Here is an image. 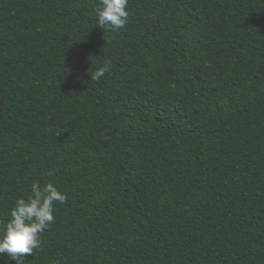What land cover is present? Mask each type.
Segmentation results:
<instances>
[{
  "label": "trees",
  "instance_id": "16d2710c",
  "mask_svg": "<svg viewBox=\"0 0 264 264\" xmlns=\"http://www.w3.org/2000/svg\"><path fill=\"white\" fill-rule=\"evenodd\" d=\"M97 6L0 0V224L67 195L24 264H264V0Z\"/></svg>",
  "mask_w": 264,
  "mask_h": 264
},
{
  "label": "clouds",
  "instance_id": "9594fccd",
  "mask_svg": "<svg viewBox=\"0 0 264 264\" xmlns=\"http://www.w3.org/2000/svg\"><path fill=\"white\" fill-rule=\"evenodd\" d=\"M129 0H99L95 8L97 25L100 28L119 30L126 26L129 17ZM112 60L105 58L94 71L87 70L90 80L100 81L111 70ZM56 169H49L45 175L54 176ZM66 193L52 181H34L30 192L15 200L6 222L0 224V260L3 264H24L25 254L33 255L42 247V234L54 222L56 203L63 204ZM7 259H4V255Z\"/></svg>",
  "mask_w": 264,
  "mask_h": 264
},
{
  "label": "rangeland",
  "instance_id": "374dc122",
  "mask_svg": "<svg viewBox=\"0 0 264 264\" xmlns=\"http://www.w3.org/2000/svg\"><path fill=\"white\" fill-rule=\"evenodd\" d=\"M215 67L214 64H211L209 66H206L203 70V72H209L211 71L213 68ZM69 75L71 77V80L74 83L77 82H82L84 80L87 79L88 75H87V71L83 70V69H79V70H75V69H69Z\"/></svg>",
  "mask_w": 264,
  "mask_h": 264
}]
</instances>
